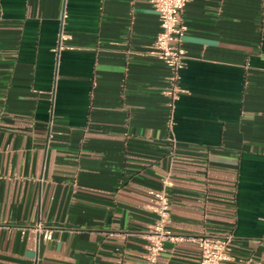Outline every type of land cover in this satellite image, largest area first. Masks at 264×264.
Here are the masks:
<instances>
[{"label": "crops", "instance_id": "0c3cea01", "mask_svg": "<svg viewBox=\"0 0 264 264\" xmlns=\"http://www.w3.org/2000/svg\"><path fill=\"white\" fill-rule=\"evenodd\" d=\"M183 22L173 98L150 0H0V264H144L166 180L164 264H200L203 235L264 260V0ZM38 220L62 229L16 227Z\"/></svg>", "mask_w": 264, "mask_h": 264}, {"label": "built area", "instance_id": "2783aa9c", "mask_svg": "<svg viewBox=\"0 0 264 264\" xmlns=\"http://www.w3.org/2000/svg\"><path fill=\"white\" fill-rule=\"evenodd\" d=\"M150 1L160 19V31L154 40V50L171 70L170 87L167 93L176 98L183 91L179 86L180 73L186 64V49L182 45L186 33L183 12L189 0ZM169 185L167 180L164 181V186L155 193L153 208L156 218L145 231L139 233L147 240L144 264H164L160 257L165 250L166 243L181 238L174 234L171 227L173 219ZM16 227L22 234L36 233L44 240H52L56 232L62 229L48 225L42 220L18 224ZM127 234L136 233L128 232ZM192 239L199 242L201 246L200 264H232L234 256L230 251L229 236L203 235L192 237ZM246 264H264V260L246 262Z\"/></svg>", "mask_w": 264, "mask_h": 264}]
</instances>
